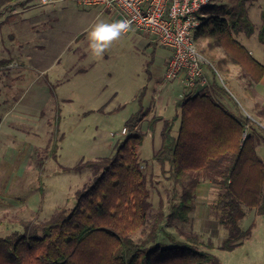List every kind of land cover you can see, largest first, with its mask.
I'll return each mask as SVG.
<instances>
[{
	"label": "rangeland",
	"instance_id": "rangeland-1",
	"mask_svg": "<svg viewBox=\"0 0 264 264\" xmlns=\"http://www.w3.org/2000/svg\"><path fill=\"white\" fill-rule=\"evenodd\" d=\"M230 3L227 7L235 5L234 1ZM246 9L253 34L240 33L235 39L246 50L253 49L254 56L250 55L264 65V45L258 40L264 0L248 2ZM112 22L116 19L109 17L108 23ZM153 41L156 45L150 43ZM197 47L201 51L205 44ZM83 49H88L87 55H81ZM72 50L62 55L59 65L47 75L31 69L20 58H16L13 69L0 71V119L4 113L8 115L0 124V237L22 233L24 222L44 223L59 210H70L75 193L90 185L94 174L87 168L66 169L111 157L125 138L126 121L138 110L149 113L163 101L158 107L160 114L167 120L175 116L174 105L182 88L176 81L164 79L169 50L159 46L151 35L130 30L102 57L93 55L84 41ZM218 50L215 59L205 57L211 65L203 66L204 87L215 99L226 100L236 116L250 120L248 128L254 135L255 151L264 163V108L258 105L260 111L256 112L246 105L241 90L228 79L227 65L222 69L218 65ZM236 70L247 80L240 81L242 88L248 79L239 67ZM55 74H60L57 81ZM150 118L137 127V132L144 134L137 156L151 204L147 223L132 235L137 243L147 239L160 207L165 216L168 214L173 197L169 167H161L152 159L161 141L157 130L160 126L163 129L164 122L152 131ZM177 126L175 123L174 128ZM208 184L203 195L196 198L189 221L167 225L163 220L155 244L169 248L196 235L203 243L213 244L211 250L201 248L216 260L207 264H264V211L245 209L239 227L243 231L251 228L249 237L232 250H223L220 245L228 232L218 225L211 211L218 188Z\"/></svg>",
	"mask_w": 264,
	"mask_h": 264
},
{
	"label": "trees",
	"instance_id": "trees-1",
	"mask_svg": "<svg viewBox=\"0 0 264 264\" xmlns=\"http://www.w3.org/2000/svg\"><path fill=\"white\" fill-rule=\"evenodd\" d=\"M10 1H0V13ZM252 1L256 0H236L232 7L209 4L194 40L197 46L205 44L200 52L209 59L216 58L218 49L222 51L223 57L217 60L221 69L235 65L255 84L264 76V65L234 38L240 33L253 34L246 9ZM258 40L264 45V11ZM175 109V116L164 120L160 147L152 157L159 166L169 167L173 197L166 216L159 208L147 239L137 243L132 238L147 223L151 208L137 156L144 140L137 127L148 115L140 109L126 121L125 138L111 157L66 169L87 168L94 174L92 183L75 193L70 210L61 209L44 223L24 222L22 233L0 237V264L216 263L213 255L201 249L211 250L213 244L203 243L196 235L169 248L155 244L163 220L167 225L189 221L196 208L197 186L203 181L218 188L211 211L228 232L220 248L232 250L248 238L251 228L243 231L239 227L245 209L264 211V163L255 151L250 120L226 110L207 87L184 95ZM159 121L160 117H152L149 128L154 131Z\"/></svg>",
	"mask_w": 264,
	"mask_h": 264
},
{
	"label": "crops",
	"instance_id": "crops-1",
	"mask_svg": "<svg viewBox=\"0 0 264 264\" xmlns=\"http://www.w3.org/2000/svg\"><path fill=\"white\" fill-rule=\"evenodd\" d=\"M233 1L235 4L236 0H210V4L228 6ZM109 17L115 19L114 12L104 10L100 0H88L83 4L67 0H52L46 5L40 4L39 0H12L3 6L0 13V54H2L0 62H5L0 63V71L13 69L17 65L16 58H20L28 62L31 69L39 70L41 74L47 75L59 65L62 55L75 49L80 42L84 41L88 44L89 41L85 39H88L89 32L95 23L99 20L108 23ZM144 35L148 37V34ZM4 39L6 43L3 42ZM247 50L254 56L253 49L249 47ZM75 53L73 52L72 55ZM87 54L88 49H83L81 55ZM218 56V58L223 57V53L220 51ZM227 67L229 68L228 79L239 91L241 90L246 105L256 112L260 111L258 105L261 109L264 108V76L260 82L255 84H250L248 80L247 84L245 83L246 85L241 88L240 81L246 82L247 80L242 79L241 73L237 74L239 72L236 70L237 66L228 64ZM53 76L57 81L60 74ZM46 78L50 81L48 76ZM216 100L226 110L233 113L226 100L223 98H216ZM160 102L163 103V101ZM162 103L153 107L147 115L151 118H161V121L156 124L157 127L167 120L164 115L160 114L161 109L158 110ZM4 114L5 117L0 119V124L4 118H8L7 113ZM157 131L161 134V126ZM206 185L210 186L207 181H203L197 186L196 198L200 193L203 195L202 190L207 187Z\"/></svg>",
	"mask_w": 264,
	"mask_h": 264
},
{
	"label": "built area",
	"instance_id": "built-area-1",
	"mask_svg": "<svg viewBox=\"0 0 264 264\" xmlns=\"http://www.w3.org/2000/svg\"><path fill=\"white\" fill-rule=\"evenodd\" d=\"M67 1L83 4L88 0ZM39 2L46 5L52 0ZM100 3L104 10L114 12L116 21L128 22L125 33L135 29L151 35L159 46L169 50L164 79L181 86L179 100L205 86L203 66L211 64L198 50L194 34L210 0H100Z\"/></svg>",
	"mask_w": 264,
	"mask_h": 264
},
{
	"label": "clouds",
	"instance_id": "clouds-1",
	"mask_svg": "<svg viewBox=\"0 0 264 264\" xmlns=\"http://www.w3.org/2000/svg\"><path fill=\"white\" fill-rule=\"evenodd\" d=\"M127 21H116L112 23L99 22L89 32V48L93 55L102 57L106 51L118 41L128 30Z\"/></svg>",
	"mask_w": 264,
	"mask_h": 264
}]
</instances>
